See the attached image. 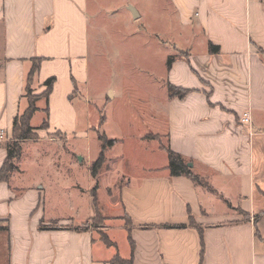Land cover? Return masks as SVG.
I'll return each instance as SVG.
<instances>
[{"label":"crops","instance_id":"0c3cea01","mask_svg":"<svg viewBox=\"0 0 264 264\" xmlns=\"http://www.w3.org/2000/svg\"><path fill=\"white\" fill-rule=\"evenodd\" d=\"M142 1L0 0V168L32 59H40L32 77L39 93L55 78L46 126L34 128L83 134L79 111L88 103L72 93L87 83L93 19L112 7L135 20ZM156 1L178 17L180 79L172 78L176 65L168 78L187 90L166 99L168 144L209 189L170 176L166 164L159 176L131 179L119 190L127 227L110 228L107 246L89 228L75 229L85 226L70 224L76 215L46 218L43 184L23 187L13 176L0 182V264H113L116 253L132 264H264V0ZM89 202L88 219L97 211Z\"/></svg>","mask_w":264,"mask_h":264},{"label":"rangeland","instance_id":"374dc122","mask_svg":"<svg viewBox=\"0 0 264 264\" xmlns=\"http://www.w3.org/2000/svg\"><path fill=\"white\" fill-rule=\"evenodd\" d=\"M138 6L143 13L135 20L127 14L123 17L121 11L111 13L112 7L104 16L93 19L87 83L72 93V97L88 103L79 111L84 133L64 135L32 128L20 143V156L14 161L23 173L14 171L8 179L16 176L23 187L43 184L46 218L76 215L80 218L70 224H85L96 240L100 241L103 234L111 243L116 231L110 232V228L128 224L119 202L120 188L131 179L166 172L163 165L167 157L162 149L169 145L170 109L166 99L175 98L169 97L167 90L171 84L168 69L176 65L171 76L180 79L176 13L156 0H143ZM169 57L173 60L170 68L166 66ZM37 88L33 81L27 83L25 107L19 113L17 127L27 121L29 111L25 109L30 102L39 112L31 114L28 124L39 127L45 120L43 91L39 93ZM101 134L113 143L105 149L93 178L90 166L98 156ZM92 192L98 216L88 219L84 215L89 211Z\"/></svg>","mask_w":264,"mask_h":264},{"label":"trees","instance_id":"16d2710c","mask_svg":"<svg viewBox=\"0 0 264 264\" xmlns=\"http://www.w3.org/2000/svg\"><path fill=\"white\" fill-rule=\"evenodd\" d=\"M218 49H219L218 46L213 45L212 43H208V51L209 52L216 53V52H218ZM172 61H173L172 57H169L167 59V61H166L167 65L166 66L168 68H170ZM39 62H40V59H38V58L32 59V65H31V68H30V70L27 74V77H26L25 91H27V83H30L32 81V77L39 67ZM54 80H55L54 77H49L43 82V85L45 86V90L42 92V95L44 96L45 105H47L48 95L50 94V92L52 90V85H53ZM167 89L169 92V97H177L178 99L182 98L187 93L186 89H181L180 87L177 88V86H174L170 83L168 84ZM31 104L32 103L30 102V105H28L27 108L25 109L26 111H29L27 121L26 120L21 121L17 127V124H18L17 120H18V117L20 115L19 114L16 115L13 119L12 133L11 134L14 137H12L13 138L12 141H8V142L6 141L4 144V148L6 151V157H5V160H4V162L0 168V182L7 181L9 179V177L11 176L12 172H14L16 170V166L14 164V161L18 160V158L20 156V152H21L20 143L23 140L28 138V133L30 132V130H32V128H34L28 124V120H29L31 114L36 110V108H34L33 105H31ZM44 110H45V113L47 115L46 107ZM102 122H103V118H101L100 124H102ZM45 126H46V118L42 122V124L39 126V128H44ZM98 140L101 143L100 150H99L97 158L92 162V164L90 166V174L93 178L96 177L97 170L100 168V166L103 162L105 149H107V147L111 146L113 143V139H106V137L103 134L98 136ZM162 149L166 153L167 163H166L165 168L168 170V174L170 176L184 175V176H187L195 184L204 186V187L209 189V187L203 182V180L200 178V176L198 174H196L195 172H193L192 168L187 165V163L189 161L186 160L180 153L171 149V147L169 145H167L166 147H163ZM91 196H92L93 204L95 207V203H94L95 202V194H94V192H92ZM96 216H98V211H96V215L94 217H96ZM125 217H126V215H125ZM82 225H85V224H82ZM188 225L198 228V226L192 220L189 221ZM185 226H186L185 224L164 225L165 228H182ZM40 228H43V227L40 226ZM79 228L85 230V229H88V226L85 225V226L75 227V229H79ZM0 230H7V226L6 225H0ZM101 240L107 246H110L113 244L110 242L107 235L102 234ZM110 262L113 264H132V257L130 256L128 258H123L119 254L116 253L113 255Z\"/></svg>","mask_w":264,"mask_h":264},{"label":"built area","instance_id":"2783aa9c","mask_svg":"<svg viewBox=\"0 0 264 264\" xmlns=\"http://www.w3.org/2000/svg\"><path fill=\"white\" fill-rule=\"evenodd\" d=\"M240 121L244 124H249L250 123V117L247 112H244L242 114V117L240 118ZM0 137H2V134L0 133Z\"/></svg>","mask_w":264,"mask_h":264},{"label":"water","instance_id":"95a60500","mask_svg":"<svg viewBox=\"0 0 264 264\" xmlns=\"http://www.w3.org/2000/svg\"><path fill=\"white\" fill-rule=\"evenodd\" d=\"M130 10H131V12L134 13V9L131 8ZM187 165H188L189 167H191V166H192V163L188 162Z\"/></svg>","mask_w":264,"mask_h":264}]
</instances>
